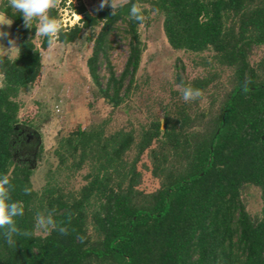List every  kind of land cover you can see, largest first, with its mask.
<instances>
[{
    "label": "trees",
    "instance_id": "obj_1",
    "mask_svg": "<svg viewBox=\"0 0 264 264\" xmlns=\"http://www.w3.org/2000/svg\"><path fill=\"white\" fill-rule=\"evenodd\" d=\"M133 5L142 9L143 22ZM74 9L81 18L63 27L58 42H75L83 31L100 27L87 64L98 95L113 107L136 86L145 50L139 27L151 10L164 16L174 49L212 51L216 64L233 70V85L217 111L182 105L140 131H109L108 119L78 126L59 139L57 167L36 190L32 163L16 162L15 150L28 145L16 101L40 77L32 50L37 24L25 27L5 0L0 10L13 20L11 32L22 47L15 60L0 56V181H8L6 202H20L24 212L13 218L18 231L0 228V264H264V58L255 64L250 59L264 45V0H127L115 9L107 0L102 9L90 11L83 3ZM48 15L57 19L59 9ZM120 25L129 54L118 74L111 51ZM42 47H49L47 37ZM183 69L176 79L192 96L213 82L210 75L188 81ZM37 151L40 157L42 146ZM147 151L160 183L151 192L139 188ZM85 168V184L67 190L64 173L71 178ZM249 186L261 191V215H252L243 199ZM42 224L45 235L37 232Z\"/></svg>",
    "mask_w": 264,
    "mask_h": 264
},
{
    "label": "rangeland",
    "instance_id": "obj_2",
    "mask_svg": "<svg viewBox=\"0 0 264 264\" xmlns=\"http://www.w3.org/2000/svg\"><path fill=\"white\" fill-rule=\"evenodd\" d=\"M127 0H117V5ZM5 0H0V6ZM83 3L90 11L103 3V0H61L58 7L57 20L62 21L64 27H70L79 22L75 6ZM113 7L114 0H109ZM150 9L149 5H145ZM0 12H2L0 10ZM164 16L156 11H150L147 19L140 25L145 50L140 67L136 73L135 88L130 96L118 107H113L105 98L97 93L89 73L88 58L92 54V38L99 32L100 27L85 30L72 43L56 42L48 48L42 47L45 36H35L32 49L38 56L41 71L35 84L23 88L17 99L16 118L19 123H27V129L35 130L39 134V145L32 143L15 150V161L27 160L32 163L34 174L32 181L36 190H41L48 180V176L58 164L55 149L59 139L68 135L78 126L89 127L92 124L109 120L108 130L117 129L137 131L148 125L150 121L159 117L164 121L166 112L174 113L182 105H187L192 111H217L224 95L232 88L233 70L218 65L213 60L212 51L195 53L174 49L168 42L164 27ZM37 24V22H36ZM124 25H120L112 39L114 48L111 51L112 64L120 74L129 54L128 39L122 32ZM5 34L0 35V56L17 59L21 52L20 41L13 37L11 26L5 25L0 29ZM15 41L16 49L10 51L9 41ZM264 58V45L256 46L251 54V62L258 63ZM183 67V75L188 81L206 75L212 76L213 82L207 91L197 97L184 99V88L176 79L177 71ZM102 75L108 76L107 68H100ZM3 76L0 74V86ZM42 146V155L37 156V148ZM133 153L129 156L132 157ZM143 172L140 189L151 192L160 187L159 180L151 172L148 151L139 163ZM85 168L71 178L67 174L61 178L67 190H78L85 184ZM243 199L252 215H261L263 201L258 187L249 186L243 192ZM37 232L45 235L48 229L42 224Z\"/></svg>",
    "mask_w": 264,
    "mask_h": 264
},
{
    "label": "clouds",
    "instance_id": "obj_3",
    "mask_svg": "<svg viewBox=\"0 0 264 264\" xmlns=\"http://www.w3.org/2000/svg\"><path fill=\"white\" fill-rule=\"evenodd\" d=\"M10 7L13 10V15L16 12H19L24 20V26L27 28H32V22H37L36 34L47 37L48 45L51 47L56 44L58 41V33L64 27L62 21H59L55 18H50L48 13L50 10L58 8L61 0H8ZM107 4V0H103V3L100 4V8H104ZM117 7V0H114L113 8ZM131 12L133 14H137L136 18L141 22L144 21V15L142 9L133 5ZM115 12H113V15ZM77 19L81 17L77 15ZM13 20L3 12H0V29H3L5 25L11 26ZM3 31H0V35H4ZM9 44L10 48H7L10 51H14L16 49L15 41L10 40ZM200 90H197V94H199ZM184 99L187 100L190 96H192V89H186L183 93ZM8 181L5 179L4 181H0V228H4L5 226H9L11 232L18 231L15 227L14 217L18 215H23L24 209L20 202H14L9 204L5 199L6 189L4 188V184ZM28 189H25V192H28ZM28 235L29 233H24Z\"/></svg>",
    "mask_w": 264,
    "mask_h": 264
},
{
    "label": "flooded vegetation",
    "instance_id": "obj_4",
    "mask_svg": "<svg viewBox=\"0 0 264 264\" xmlns=\"http://www.w3.org/2000/svg\"><path fill=\"white\" fill-rule=\"evenodd\" d=\"M24 132H26V135L28 137L27 139L28 144L32 143L33 145H35L37 143V145L35 146L39 145L40 142L39 140H37L39 139V134L37 133V131L26 128L24 129Z\"/></svg>",
    "mask_w": 264,
    "mask_h": 264
},
{
    "label": "water",
    "instance_id": "obj_5",
    "mask_svg": "<svg viewBox=\"0 0 264 264\" xmlns=\"http://www.w3.org/2000/svg\"><path fill=\"white\" fill-rule=\"evenodd\" d=\"M12 25V24H11Z\"/></svg>",
    "mask_w": 264,
    "mask_h": 264
}]
</instances>
